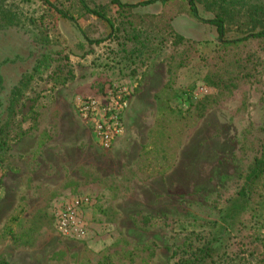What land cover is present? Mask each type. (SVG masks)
I'll return each mask as SVG.
<instances>
[{"label":"rangeland","instance_id":"374dc122","mask_svg":"<svg viewBox=\"0 0 264 264\" xmlns=\"http://www.w3.org/2000/svg\"><path fill=\"white\" fill-rule=\"evenodd\" d=\"M50 1L75 17L84 11L77 0ZM84 1L91 8L110 2ZM261 6L264 0H196L199 19L189 15L182 0H171L165 8L160 1L136 7L139 16L183 9L171 25L193 42L176 47L165 43L146 67H136L137 58L127 59L121 39L108 38L107 23L94 15L75 22L59 18L50 43L40 46L36 37L41 29L30 22L44 10L40 0H0V29H5L0 30V59L14 53L26 59L31 51L34 58L46 49L63 48L75 73L71 82L54 89L45 73L26 95L18 120L34 100L39 116L35 124L22 122L28 132L11 142L0 167V257L9 264H170L172 251L188 233L201 236L209 230L202 222L219 223L264 137V51L254 41L221 47L215 26L205 21L224 10L225 37H241L239 23L230 17L242 15L243 20ZM2 12L11 13L17 23H3ZM262 26L264 19H259L255 31ZM98 39L103 41L89 43ZM155 41L150 38L149 44ZM184 56L191 60L178 68ZM23 58L3 65L5 80L16 79L29 67L32 58ZM170 62L172 74L166 78L171 81L166 103L161 102L171 106L162 120L165 133L155 131L144 145L153 112L139 113L132 120L138 139L129 151L97 146L77 115V98L99 96L114 82L135 85L150 66L159 73ZM207 97L211 105L199 118L194 105ZM164 159L177 163L168 193L155 177ZM252 205L246 224H239L241 230L230 240L229 256L215 264H264L246 249L251 243L264 254V189L263 198ZM68 207L72 219L66 215ZM142 215L151 216L152 225L140 226ZM62 218L68 219L65 227H60ZM244 234L250 238L243 239ZM152 241L156 247L149 255L141 247Z\"/></svg>","mask_w":264,"mask_h":264},{"label":"trees","instance_id":"16d2710c","mask_svg":"<svg viewBox=\"0 0 264 264\" xmlns=\"http://www.w3.org/2000/svg\"><path fill=\"white\" fill-rule=\"evenodd\" d=\"M84 10L82 14L73 16L68 9H63L57 6L56 3L50 0H40L43 5V12L36 18H31L30 22L35 27H40L37 36L39 45L47 46L50 43L51 32L55 30V24L59 18L66 19L68 21L75 22L77 17H83L85 15H94L101 20L105 21L110 29L108 38L116 40L121 39L119 45L124 46L126 43L130 44V48L126 50L124 47L122 50L125 52L127 59L137 58L138 63L136 67L147 66L148 61L155 55L160 49H162L165 43H169L173 46H179L182 44H189L192 46L193 42L186 39L183 35L174 31L171 20L179 13H183V9H178L176 13L165 15L160 14H146L145 16L137 15L133 10L139 6H146L156 1H160L162 6H165L171 2V0H141L135 3H124L120 0H110L108 7L91 8L86 5L84 0H77ZM188 6L187 12L195 19H199L198 9L196 7V0H182ZM109 10H113L108 14ZM242 15L232 16L230 19L239 23V29L244 34L237 38L225 37L226 32V12L221 10L216 12L212 19H208V22L215 26L218 35L220 46L225 48L228 46H236L247 41H254L264 51V26L259 30L254 29L259 19H264V6L252 9L247 13L245 19ZM1 21L5 24L17 23L14 20V16L9 12H2ZM1 22V24H3ZM248 25L251 28L248 29ZM2 28L3 25H1ZM5 30V29H0ZM1 32V31H0ZM150 38L155 41V45L149 44ZM103 40H89V43H100ZM165 44V45H167ZM191 56H184V60L177 62V67L186 66L191 60ZM23 58L22 55L14 53L13 56H4L0 59V69L4 64H9L16 59ZM31 59L29 67H23L19 76L16 79H4L3 74L0 71V98L3 100L0 105L3 108L4 116L0 119V167H3L4 158L10 151V144L15 140L21 139L28 129H22L21 124L26 119L35 124L39 111L36 109V102H32L25 114H22L21 120H18V116L21 114V110L24 107V100L28 91L32 87V83L36 78L41 77L45 73H48L47 77L51 82V89L59 86H64L71 82L75 78V73L69 65V55L64 52V49H46L38 56L33 58L32 51L28 57L24 60ZM30 61V60H29ZM135 67V68H136ZM132 70L135 75L136 70ZM148 68L145 70L140 81L136 82L133 87V94L139 89L140 83L143 80ZM166 72L168 77L172 74L171 62L168 63ZM171 81V80H170ZM169 78L162 89L154 96L156 100L157 112L154 126L149 132L148 139L157 130L166 131L163 125V117L166 113L171 111L170 105H162L161 102L165 101V88L170 84ZM209 83L216 85V81L209 79ZM1 90H5L2 92ZM212 99L209 97L199 100L194 105L196 116L201 118L211 105ZM166 103V101L164 102ZM165 120V119H164ZM164 129V130H163ZM165 133V132H163ZM173 163L171 160L167 164V160L164 159L163 168L161 173L169 168ZM264 187V137L262 138L259 147L255 155L247 162L244 172L241 174V184L237 188L236 192L225 204L224 211L220 217L219 223L216 222H202V226H207L208 232L198 234L197 232H190L186 235L183 242L176 246L171 253L172 262L170 264H215L218 261L227 258L229 247L231 246L230 240L235 237V233L240 231L238 225L243 227L246 224L248 210L253 207V203L258 199L263 198ZM242 220V221H241ZM152 217L149 215H142L139 218L140 226L152 225ZM163 225H167L163 222ZM38 228L41 227L39 224ZM12 232L11 230H9ZM243 239L250 238L249 234L242 235ZM257 239V237H255ZM28 243V242H26ZM241 245H245L241 243ZM156 247L155 242H149L141 249L149 250V255L153 254ZM247 251L249 254L259 255L264 259V254L260 252V247L253 244H247ZM261 259V260H262ZM0 264H9L5 257H0Z\"/></svg>","mask_w":264,"mask_h":264},{"label":"built area","instance_id":"2783aa9c","mask_svg":"<svg viewBox=\"0 0 264 264\" xmlns=\"http://www.w3.org/2000/svg\"><path fill=\"white\" fill-rule=\"evenodd\" d=\"M134 85L114 82L99 96L78 97L76 112L79 119L90 129L94 143L102 149H111L124 132V115L133 95ZM75 203H79L75 200ZM71 207L67 209L72 219ZM67 218H62L60 227H65Z\"/></svg>","mask_w":264,"mask_h":264},{"label":"crops","instance_id":"0c3cea01","mask_svg":"<svg viewBox=\"0 0 264 264\" xmlns=\"http://www.w3.org/2000/svg\"><path fill=\"white\" fill-rule=\"evenodd\" d=\"M148 68L143 80L140 83L139 89L134 93L130 99V103L126 110L124 132L121 137L116 141L114 149L117 153L129 151L131 146L135 144L138 139L137 133L134 131L132 124L133 116L139 113L149 114L153 112L151 124L145 130V144L149 143V132L154 126V118L156 117L157 107L154 96L162 89L167 80L166 69L163 68L159 73H155L153 68ZM73 119V117H72ZM146 122V120H144ZM164 162L162 163V165ZM177 163L171 165L164 172L157 174L159 180L160 190L162 192H170L172 187V173ZM133 167V164L128 165Z\"/></svg>","mask_w":264,"mask_h":264}]
</instances>
